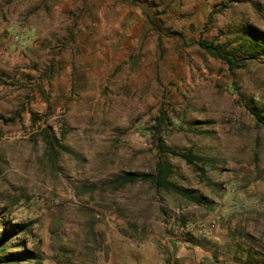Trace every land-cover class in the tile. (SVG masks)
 I'll return each instance as SVG.
<instances>
[{
	"label": "rangeland",
	"instance_id": "rangeland-1",
	"mask_svg": "<svg viewBox=\"0 0 264 264\" xmlns=\"http://www.w3.org/2000/svg\"><path fill=\"white\" fill-rule=\"evenodd\" d=\"M246 26L264 0H0V232L26 225L0 264H264V58L196 44ZM160 107L210 182L167 155L171 180L207 206L115 180L152 171Z\"/></svg>",
	"mask_w": 264,
	"mask_h": 264
},
{
	"label": "trees",
	"instance_id": "trees-1",
	"mask_svg": "<svg viewBox=\"0 0 264 264\" xmlns=\"http://www.w3.org/2000/svg\"><path fill=\"white\" fill-rule=\"evenodd\" d=\"M196 44L211 57L221 60L230 71L244 67L249 61L264 58V32H261L252 26H246L242 30L241 36L237 38L234 45H230V43H215L212 40L205 39H198ZM250 112L253 114L255 121L261 123L264 127V117L259 113V110L250 108ZM172 124L173 120L168 116L165 109L160 107L149 127L150 135L152 136L157 152V159L152 171H125L117 175L115 180L120 184L132 183L137 180L146 181L155 189H162L193 202L194 204L207 206V204L210 203L207 198L196 194L190 188L178 185L171 180L172 168L168 162L167 155L179 157L185 163L194 167L199 178L206 180V182H210L204 175L206 169L204 168L201 157L194 154L189 149L180 150L175 146L165 144L164 137L170 132ZM43 135L48 137L46 128H43ZM25 230L26 225L24 223H16L11 228L1 230L0 249L12 236L24 232ZM20 256L24 255L21 252H10L3 254L0 257V260H17Z\"/></svg>",
	"mask_w": 264,
	"mask_h": 264
}]
</instances>
